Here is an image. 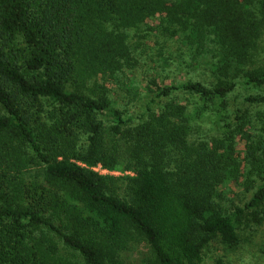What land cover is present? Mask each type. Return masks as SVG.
Returning <instances> with one entry per match:
<instances>
[{
	"label": "trees",
	"instance_id": "obj_1",
	"mask_svg": "<svg viewBox=\"0 0 264 264\" xmlns=\"http://www.w3.org/2000/svg\"><path fill=\"white\" fill-rule=\"evenodd\" d=\"M262 86L264 0H0V264L236 248L264 227Z\"/></svg>",
	"mask_w": 264,
	"mask_h": 264
},
{
	"label": "rangeland",
	"instance_id": "obj_2",
	"mask_svg": "<svg viewBox=\"0 0 264 264\" xmlns=\"http://www.w3.org/2000/svg\"><path fill=\"white\" fill-rule=\"evenodd\" d=\"M157 64L156 62L154 65ZM142 74H146V70L141 69ZM253 93H262L264 94V86L261 88L253 89ZM127 99V98H126ZM134 108H141L140 103H136L134 105ZM138 112V110H136ZM140 122V121H138ZM242 143H239L238 147H242ZM97 169L102 173L112 174L115 176L118 175H125V174H132L131 171H128L124 168L122 165H118L113 170H103L101 168ZM237 190L234 189L230 193H228V197H231L236 202L239 200V198H233L234 193H236ZM232 200V201H234ZM102 239H106V243L110 245L112 248H115L114 246L122 244L121 237H118L114 234H107L104 235ZM264 240V227H262L257 233H251L249 229L243 230L240 235V242L239 245L236 248H228L222 244L214 243L211 245L208 249L205 250V258L203 261V264H264V252L260 248L261 241ZM135 245V243H133ZM132 248L133 246L130 245ZM136 248H133V251H123V258L125 260L126 264H138L137 262L144 261L145 256H147V246L144 243H139L135 245ZM32 251V250H31ZM122 251V250H121ZM120 251V252H121ZM35 250L32 251V257H35V260H37L38 264H52L51 259H49L48 255L42 254L40 255L37 253L34 254Z\"/></svg>",
	"mask_w": 264,
	"mask_h": 264
},
{
	"label": "built area",
	"instance_id": "obj_3",
	"mask_svg": "<svg viewBox=\"0 0 264 264\" xmlns=\"http://www.w3.org/2000/svg\"><path fill=\"white\" fill-rule=\"evenodd\" d=\"M98 168H100V167H98ZM102 169V168H101ZM103 170H106V169H103Z\"/></svg>",
	"mask_w": 264,
	"mask_h": 264
}]
</instances>
